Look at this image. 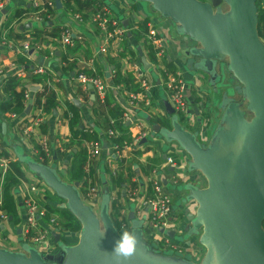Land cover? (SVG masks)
Here are the masks:
<instances>
[{"label":"crops","instance_id":"crops-1","mask_svg":"<svg viewBox=\"0 0 264 264\" xmlns=\"http://www.w3.org/2000/svg\"><path fill=\"white\" fill-rule=\"evenodd\" d=\"M63 2L64 0H7L5 7L0 9V107L8 98L2 88L1 80L6 75H17L18 72L21 88H30L34 96L37 92L42 94L45 92L43 95L45 100L50 92L55 95L54 100L48 104L47 112L41 109L39 113L36 105H32L26 106L25 110L16 117H10L9 114L0 115V144L9 158L17 160L26 179L32 178L35 181L38 176L32 174L27 169L26 163L19 158L28 157L41 162L36 137L42 134L47 138L52 149L53 161L49 163L54 162L57 171L66 176L67 182H71L68 180L70 153L86 146L85 142L80 145L77 143L66 145L72 137L70 117L74 110L79 116L73 128L94 129L102 141L99 157L88 168L87 183L98 187L99 203L103 197L109 198V212L115 224L120 226L125 222L130 225L131 213L137 219L146 215L142 203L152 194L151 179L157 176L173 198V214L181 220L180 229H171L175 231L173 240L181 237L182 243L176 239L181 245H176L185 256H191L195 260L198 257L196 249L200 247L197 237L187 238L184 233L186 215L182 200L186 193L184 190L174 191L167 187L170 184L185 185L188 182L204 187L206 180L200 172L188 170V156L174 142L152 137L157 135L158 129L169 127L170 123L165 106L170 100L162 86L164 75L161 70L165 67L169 71H174L177 67L180 71L187 101V111L181 117V121L188 126L185 128H191L190 131L198 133L199 141L205 145L209 143L215 127H211L210 122L217 112L220 116L223 112L220 106L225 94L222 93L227 89L218 88L216 81L222 82L223 75L227 74L226 71L213 80L207 74L196 70L185 52L197 43L180 34L177 24L161 17L147 2L98 0L96 10L105 7L122 29L120 36L111 39H107L104 32L100 31L91 20L93 12L83 24H79ZM46 9H51L52 12L47 13ZM75 14L81 16L79 12ZM262 23L264 25V21ZM151 28L154 29L156 37L161 42V48L165 51L162 57L155 55L156 44L148 37ZM62 29L71 31L73 37L81 35V38L77 39L73 46L64 47L59 41ZM56 30H59V36L53 35ZM3 40L6 43H3ZM25 43L28 44L29 50L26 52L23 50L24 53L19 52L18 48ZM101 48L105 51L101 52ZM21 54H26L23 57L28 61L27 66H24L25 61H18ZM34 66L41 67L42 72L31 74L29 70ZM138 70L144 73L150 87L143 99L133 105L127 101L124 84H115L113 78L116 74L128 78ZM93 71L105 83L104 103H98L93 89L89 85L81 84L77 79V72L89 74ZM218 71L221 72L220 67ZM35 75L40 76V82L37 84L33 80ZM34 87H37L36 90H33ZM74 100L77 103H74ZM115 107L121 111L122 117L123 113L127 112L134 122H141L146 129V136L135 142L132 138L138 129L128 122L125 123L124 132L131 139L132 147L123 151L119 158H112L111 142L107 141L105 134L114 118L111 109ZM36 116H41L42 120L41 125L34 127L33 118ZM2 122L6 125L5 134L1 129ZM22 122L31 129L29 136L25 135L21 127ZM216 124L217 122L214 125ZM217 125H220V122ZM167 156L173 158L172 163L167 162ZM109 157L112 160L110 163H108ZM84 186L81 185V190ZM3 191L4 184L0 182L2 200ZM25 191L26 187L23 183L13 188L12 192L17 203L16 218L12 219L8 216L5 222L0 223V230L6 235L4 239L0 238L2 248L12 251H21L23 248L24 242L21 243L20 238L21 236L24 238L25 210L22 199ZM47 192L48 189L40 195L41 204L44 207L49 206L52 212L48 215L60 220L62 227L65 228V218L53 211L50 200L48 203ZM62 204L63 201L56 202L60 211L66 209ZM188 207L193 211L195 204L190 203ZM65 229L66 234L67 232L71 234V238L66 239V236L63 237L61 234V239L66 244H75L79 230ZM53 231L55 229L51 228L49 235H46L39 245L31 246L44 254L54 253L58 244L54 241L51 233ZM143 233L150 247L156 253L164 254V250L154 244L162 239L160 233L150 236L145 224Z\"/></svg>","mask_w":264,"mask_h":264},{"label":"water","instance_id":"water-1","mask_svg":"<svg viewBox=\"0 0 264 264\" xmlns=\"http://www.w3.org/2000/svg\"><path fill=\"white\" fill-rule=\"evenodd\" d=\"M138 1L149 3L197 43L185 52L196 70L213 80L219 67L227 70L239 84L237 93L246 106L230 97L234 92L222 97L220 125L205 145L166 103L169 127L157 132L187 154L188 170L200 172L206 180L204 187L186 183L182 200L184 233L197 237L205 253L199 263L156 253L144 239V217L131 213L127 232L139 242L134 255L120 264H264V42L258 34L257 0ZM1 129L5 134V122ZM19 159L63 201L80 229L73 245L60 242V234L51 232L58 244L54 253L44 254L27 244L21 251L0 247V264H117L112 250L121 233L111 218L109 198L103 197L96 211L82 200L79 183L61 179L55 165ZM190 203L195 204L193 211ZM165 233L172 239L175 235L174 230Z\"/></svg>","mask_w":264,"mask_h":264},{"label":"built area","instance_id":"built-area-1","mask_svg":"<svg viewBox=\"0 0 264 264\" xmlns=\"http://www.w3.org/2000/svg\"><path fill=\"white\" fill-rule=\"evenodd\" d=\"M7 3V0H0V9L5 7ZM91 20L95 23L96 27L103 31L107 39L118 37L122 34V29L119 26L116 19H114L109 13L108 10L103 7L99 8L95 13L92 14ZM77 23L83 24V20L79 14L73 15ZM148 37L151 39L152 42L156 44V53L155 55L158 56H164L165 51L161 48V42L156 37V33L153 28H151L148 31ZM81 38V35H76V37H73L71 34V31L65 29L63 32H61L59 41L64 46H73L74 42ZM263 40V39H262ZM264 42V40H263ZM3 43H6L3 40ZM27 50H29L28 44H22L21 47L18 48V51L21 53H24ZM105 49L101 48V52H104ZM226 64V62H225ZM31 69L32 74H40L42 72V68L39 66H34ZM163 76V83L162 86L165 90V93L167 94L171 106L174 109V113L176 116H179L181 118L184 114H186L187 111V101L185 97V85L184 80L182 78V75L180 71L174 70L169 71L165 67H162L161 70ZM19 73V72H18ZM17 75H20L18 74ZM134 79L138 84V91L135 92H127V101L129 104H135L137 101L143 99L147 89L150 87L149 82L144 76V73L141 71H135L134 73ZM77 79L79 82L83 85H91V88L94 91L95 98L98 103H104V100L106 98V86L104 81L101 79L99 75H97L94 71L91 73H85V72H77ZM34 94L31 91L30 88L26 87L24 90L23 100L26 106L31 107L34 105ZM40 113V108H37ZM17 114H9L10 117H16ZM41 116H36L33 118V125L34 127H37L41 125ZM123 120L128 122L130 125L132 124L134 127L138 129L135 136H133L132 140L137 142L141 138L146 136V129L144 125L139 122L136 123L133 121V119L128 115L127 112L123 113ZM111 123L106 129V138L107 141H110L111 143V154L113 155L112 158H119L123 151L129 149L132 147L131 139L130 140H124L121 143H114L111 141V139H114L118 134L116 131L111 128ZM21 127H23V131L26 136H29V126H25V123H21ZM36 140L39 144V147L41 151L43 152L44 156L40 157L41 162L44 159V157L47 159V164H49L50 161H53L52 158V149L49 145V141L45 136L42 134L39 135V137H36ZM86 146V152H87V160H86V171L91 166V164L99 157L100 151H101V145L102 141H88L85 142ZM3 147L0 144V148ZM11 158L7 156L0 155V182L4 184L6 173L9 169ZM111 157L108 159V163H110ZM167 162L172 163L173 158L171 156H167ZM29 180V181H27ZM20 183H23L26 187L25 195L22 199V205L24 206V227H23V233H24V241H28V243L32 244H39L41 241L46 237V235H49L50 229H55L56 232H59L60 235L67 230L62 227L60 220L53 217L52 215H47V209L41 204V198L40 195L45 193V190L49 189L47 185L44 183V181L37 177V180L30 179H24L21 180ZM153 191L152 194L146 197L142 203V206L145 208L146 215H144V224L147 230L149 231L150 236H153L155 234H159L162 236V239H164V242L166 244V247L173 248L175 250H178L181 252V249L176 245V243H173L171 239L165 232L171 229H180L181 220L173 214V198L169 192H167L161 183V179L157 176H153L151 179ZM79 191L82 200L84 203L90 205L93 207L99 206V198L100 193L99 189L96 185H90L88 183L87 186L83 187V190H81V187L79 186ZM2 198V197H1ZM40 199V200H39ZM2 204V199H0V207ZM94 209V208H93ZM95 210V209H94ZM8 219V214L0 208V223L5 222ZM129 228V224L123 222L118 227L119 232L122 234L123 232L127 231ZM162 230V231H161ZM200 245V244H199ZM203 248V251L205 253V248L200 245L199 248L196 249V254L199 253V251ZM203 253V255H204ZM202 259V258H201ZM200 257H198L193 260V262L199 263Z\"/></svg>","mask_w":264,"mask_h":264},{"label":"trees","instance_id":"trees-1","mask_svg":"<svg viewBox=\"0 0 264 264\" xmlns=\"http://www.w3.org/2000/svg\"><path fill=\"white\" fill-rule=\"evenodd\" d=\"M98 0H64L63 5L69 8V11L73 14L76 12L81 13V18L84 21L88 19V16L91 15V13H95L96 5ZM257 8H258V34L261 38H263V30H264V0H257L256 2ZM96 10V11H95ZM47 13H51V9H46ZM57 32L53 34L54 36H59V30H56ZM63 32V29L61 30ZM26 55V54H25ZM24 54L18 58L19 62H24V66L28 65V61H26L23 56ZM29 67V66H28ZM31 72V69L29 70ZM32 74V72H31ZM39 75L33 76V80L37 83L40 82ZM114 83H123L124 89L127 90V92H134L138 90V84L133 78V76H129L128 78H122L119 75H115L113 78ZM1 85L4 90V92L7 94L8 98L6 103L2 104L0 107V115L5 116V114H19L23 112L26 108V105L23 100L24 90L26 87H20V81L16 74L12 75H6L1 80ZM20 87V88H19ZM44 92V89H42ZM45 93V92H44ZM44 93L37 92L35 93L34 98V105H36V108H40L43 111L47 112L49 110V102L53 101L55 98L54 93H51L46 97V100L44 98ZM45 100V101H44ZM65 103L68 104L67 101ZM71 104V103H70ZM71 110H73L71 108ZM112 115H113V123L111 124V128H113L116 133L118 134L114 139H111L114 143H121L124 140H130V138L127 137L125 134V123L126 121L123 120L121 116V111L117 107L111 109ZM78 114L73 110L71 112L70 117V126L72 129L70 138V141L66 144L71 143H77V145H80V143L88 142V141H99L100 138L98 136V133L94 129H74L73 127L78 122ZM122 117V118H121ZM119 131V132H118ZM120 133V134H119ZM38 153L40 157H43L44 154L41 151L40 147L38 148ZM0 155L7 156L8 154L4 147L0 148ZM71 162L69 164V181H77L79 183V186L85 185L87 186V178L89 171H86V160H87V152L85 147L77 148L75 151H72L70 153ZM42 163L47 164V159L44 157L42 160ZM26 179L23 170H21L19 163L17 160H10L9 169L6 173L5 180H4V191H3V200L1 204V209L4 210L8 216L12 217V219L16 218V201L14 199L13 194V188H16L17 185L20 184L21 180ZM84 186V187H85ZM47 209V215L49 212H52V210L49 208V206H45ZM60 215L65 218L64 226L67 229L70 230H79L80 224L79 221L67 210H61ZM119 227V225H117ZM263 228H264V221H263Z\"/></svg>","mask_w":264,"mask_h":264},{"label":"rangeland","instance_id":"rangeland-1","mask_svg":"<svg viewBox=\"0 0 264 264\" xmlns=\"http://www.w3.org/2000/svg\"><path fill=\"white\" fill-rule=\"evenodd\" d=\"M262 35H264V30H263V34ZM263 40H264V36H263V38H262ZM224 62H226V59H225V61ZM175 70H178L177 69V67H175ZM224 71H226L225 73H227L226 74V76L225 75H223V73H224ZM220 74H222L223 75V77H222V82L220 81V83H219V81H216V85L218 86V88H224V89H227V90H225V91H223V93L222 94H231V92H234L233 93V95L232 96H230L233 100H236V101H238L241 105H242V107L243 108H245V106H246V101L242 98V96H241V94H239V93H237V88L239 87V84H237V82H236V80H235V78L234 77H232L231 75H230V73L227 71V70H223V69H221V72L219 73V75ZM229 77H228V76ZM222 84V85H221ZM224 86V87H223ZM222 96V95H221ZM221 107V106H220ZM246 116H247V118H250L251 116H252V113L251 112H246ZM178 119H179V121L182 123V121H181V118H179V116H176ZM220 118H221V116H220V113H218L217 112V114H215V116H214V119H213V121H211L210 123V125H211V127L212 126H215L214 127V129L218 126L217 124H219V122H220ZM209 119V118H208ZM217 122V124L216 125H214L215 123ZM183 125H184V127H187L188 128V126H186V123H182ZM189 129H191V128H189ZM160 132L161 131H159L158 133H157V135L156 136H152L153 137V139H154V137H158L159 138V140L161 139V138H163L162 136H160ZM213 133V132H212ZM198 138V137H197ZM150 140V139H149ZM201 143V142H200ZM48 165H55L54 164V162H52V163H49ZM27 166V165H26ZM27 169L32 173V174H34V175H36V176H38L37 174H35L34 172H32L28 167H27ZM57 174L59 175V177L61 178V179H63L64 181H67L66 180V176L65 175H63V174H60V172L59 171H57ZM39 177V176H38ZM72 182V181H71ZM167 188H172L171 190H174V191H181V190H184V185H181V184H170V186L169 187H167ZM50 191V192H49ZM52 192V190L51 189H48V192H47V196H48V203H49V200H50V203H51V205H52V209H53V211L55 212V213H57L58 215L60 214V209H58L57 208V206H56V202L58 201H62L59 197H57L53 192ZM181 200L182 199H180V201L179 202H181ZM50 205V204H49ZM134 207H136L135 205H133ZM134 207H133V209H134ZM96 211L98 210V207H93ZM62 235H63V237H65L66 236V239H69V238H71V234L70 233H68L67 232V234H66V232H64V233H62ZM6 237V235L4 234V232H3V230H0V238H5ZM176 239L180 242V243H182V239H181V237L180 238H177L176 237ZM176 239H174V240H171L173 243H176V244H179L178 242H176L177 240ZM20 240H21V243L22 242H24L23 243V245L24 244H27V245H34V246H37V245H39V244H32V243H28V241H24L23 240V238H22V236H21V238H20ZM60 242H64L63 241V239H61L60 238V240H59ZM156 246H157V248H159V249H162V250H164V253L165 254H169V255H176V256H183L184 258H186V259H190L191 261H193L194 260V258H192L191 256H189V257H187V256H185L182 252H179L178 250H175V249H173V248H170V247H167V248H165L166 247V244H165V242H164V239H161V240H158V242H155L154 243ZM179 245H181V244H179ZM203 253H204V251H203V248H201V250L199 251V253H198V255H199V257H200V260H201V258L203 257Z\"/></svg>","mask_w":264,"mask_h":264},{"label":"clouds","instance_id":"clouds-1","mask_svg":"<svg viewBox=\"0 0 264 264\" xmlns=\"http://www.w3.org/2000/svg\"><path fill=\"white\" fill-rule=\"evenodd\" d=\"M138 242L135 235L127 231L120 235V238L115 241L112 250L113 258L117 261V264H120L122 260H127L134 255ZM125 244H127V247H125Z\"/></svg>","mask_w":264,"mask_h":264}]
</instances>
